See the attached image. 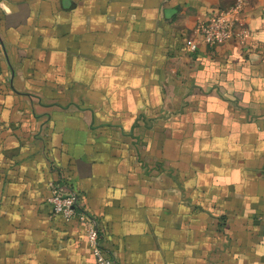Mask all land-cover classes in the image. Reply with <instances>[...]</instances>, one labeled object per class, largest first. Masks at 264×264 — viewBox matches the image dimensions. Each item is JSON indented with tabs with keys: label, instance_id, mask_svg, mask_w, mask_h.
<instances>
[{
	"label": "crops",
	"instance_id": "0c3cea01",
	"mask_svg": "<svg viewBox=\"0 0 264 264\" xmlns=\"http://www.w3.org/2000/svg\"><path fill=\"white\" fill-rule=\"evenodd\" d=\"M236 1L3 0L0 264H97L50 182L113 264H264V0L195 34Z\"/></svg>",
	"mask_w": 264,
	"mask_h": 264
},
{
	"label": "built area",
	"instance_id": "2783aa9c",
	"mask_svg": "<svg viewBox=\"0 0 264 264\" xmlns=\"http://www.w3.org/2000/svg\"><path fill=\"white\" fill-rule=\"evenodd\" d=\"M246 0H237L228 9L220 10L201 22L195 29V34L208 47L222 45L231 39L245 44L248 31L241 23L240 14ZM190 50H195L197 44L193 40L186 42ZM47 202L52 206L54 216L65 222L77 221L82 225L85 240L97 264H113L102 251L100 236L94 219L79 207L77 193L50 182L48 185Z\"/></svg>",
	"mask_w": 264,
	"mask_h": 264
},
{
	"label": "clouds",
	"instance_id": "9594fccd",
	"mask_svg": "<svg viewBox=\"0 0 264 264\" xmlns=\"http://www.w3.org/2000/svg\"><path fill=\"white\" fill-rule=\"evenodd\" d=\"M0 10H3L6 14L11 12V9L3 3V0H0ZM261 24H264V20H260L257 19L256 21L253 22V28H258L260 27ZM254 39H258V40H264V32H261L259 36H255ZM197 83L198 84H202V81L200 79H197ZM254 83H259L254 81ZM247 100V95H245V101ZM210 104H215V101H210ZM218 110H223L222 108L218 109ZM239 175L238 172L233 173V177H237ZM201 179H203V177H200Z\"/></svg>",
	"mask_w": 264,
	"mask_h": 264
}]
</instances>
